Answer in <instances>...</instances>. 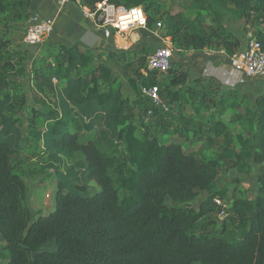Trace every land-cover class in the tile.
Wrapping results in <instances>:
<instances>
[{
	"label": "trees",
	"instance_id": "trees-1",
	"mask_svg": "<svg viewBox=\"0 0 264 264\" xmlns=\"http://www.w3.org/2000/svg\"><path fill=\"white\" fill-rule=\"evenodd\" d=\"M192 1L212 13L216 20H219V15L214 10L229 5L238 10L244 20L254 19L261 27L254 38L264 52V0ZM31 2L0 0V13L5 14L12 7L16 10L13 20L20 21L29 14ZM95 2L84 0L90 7ZM109 2L127 8L143 7L146 3L145 0ZM199 19L200 14L195 20ZM152 24V19H148L149 29ZM199 28L202 30L195 32L194 21L184 13L170 17L165 36L170 38L179 61L165 73L166 77L148 70L147 58L154 53L138 57L135 62L137 68L127 62L124 55L127 52L108 53L107 63L122 71L135 98L124 122H117L123 124L119 140L125 143L127 161L102 150L101 139H85L82 133L92 131L89 125L82 126L69 114L66 119L55 115L57 119L49 135L51 148L70 157L76 154L84 157L88 178L100 186L95 195L84 197L65 193L60 184L54 211L33 221L27 185L14 173L11 163L12 156L21 152L12 149L7 141H0V235L5 241V245L0 247V258L6 264H264V168L258 178L259 195L254 203L239 200L231 210L234 213L231 221L238 224V238L230 240L223 232L205 237L196 234V226L204 218L220 216L222 208L214 200L224 199L225 193L211 195L199 209L167 205L168 200L190 203L199 192L210 191L220 175V163L217 159L187 151L180 144H163L161 138L164 136L178 135L185 139L192 136L196 142L204 140L209 146H215L224 139L223 160L234 159L240 163L253 158L256 165L264 166V93L256 99V111H248L246 115L239 113L231 121L235 123L246 117L256 130L252 140L237 135L241 151L235 149V139L224 121L216 120L207 125L203 133L199 129L198 109H194L195 115L186 113L188 104L192 108L198 105L199 108L214 109L218 104L238 98L236 92H224L221 84L214 80H191L187 64L180 59L182 56L216 45L233 57L242 46L241 40L224 31L220 24L200 25ZM49 46L67 56L65 63L72 65L77 62L80 69L95 66L97 61L89 49ZM14 54L16 58L26 55L22 52ZM3 68L15 70L13 63H7ZM16 72L22 75L24 70ZM111 72L105 63L95 67L81 97L74 93L70 84L66 90L69 89L68 99L73 109L92 103L100 108L107 106L113 93L103 89L100 83H113ZM166 79L169 80L168 85H165ZM1 81L0 94L6 88ZM154 87L159 89L161 99L168 105V112L155 107L142 94L143 89ZM25 101L26 98L23 103ZM128 106L127 101L121 102L113 110L116 117L126 114ZM146 121L148 125H145ZM136 122L144 132L139 131ZM248 148L252 151L248 152ZM225 222L226 219H220L222 225ZM50 244H54L53 250L46 249Z\"/></svg>",
	"mask_w": 264,
	"mask_h": 264
},
{
	"label": "rangeland",
	"instance_id": "rangeland-1",
	"mask_svg": "<svg viewBox=\"0 0 264 264\" xmlns=\"http://www.w3.org/2000/svg\"><path fill=\"white\" fill-rule=\"evenodd\" d=\"M145 2L143 9L146 10L148 19L153 21L152 28L132 31L128 35V39L131 40L129 41L130 46L126 48L118 47L116 49L113 46L112 49L89 48L96 55L97 61L95 66L87 69L77 67V62L72 65L65 63L67 56L60 54L58 49L51 48L49 42L28 48L24 45L25 27L32 17L30 16L31 11L20 21L13 20V13L16 10H13L12 7L8 8L7 13H0V79H2V83L6 84V88L0 94V141H7L12 149L21 152L20 155L12 156L11 163L14 173L20 176L27 185V199L33 221L54 211L56 193L61 187L60 184L63 185L62 190L65 193H74L84 197H91L100 191V186L88 178V166L84 157L78 154L70 157L51 148L52 140L49 135L57 119L55 115L58 118L66 119L69 114L71 119H78L82 126L89 125L92 131L82 133L85 139H101L102 150L115 154L122 161H127L125 143L119 140V132L123 128V124L117 122H124L126 115L130 113V104L135 98L122 71L114 64L107 63L108 53L127 52L124 54L127 62L133 63L137 68L138 64L135 62L138 57L146 53H155L158 49L156 47L170 44V38H166L165 35L167 23L172 15L184 13L194 21L195 32L202 30L199 26L206 25L207 18H214L212 13L203 10L199 3L192 0H145ZM214 12L219 15V22H224L222 29L228 32L232 31L234 34H241L244 42L248 41L246 37L252 29H256V31L260 29V25L254 19L244 21L241 13L232 5L227 8L215 9ZM198 14H200V19L195 20ZM215 24L219 23L215 22ZM246 25H250V29H247ZM241 26L244 28L242 33ZM110 33L115 34L116 32L111 31ZM123 35L127 34L123 33ZM17 52L26 53V55L16 58L14 53ZM13 56L15 58H12ZM149 58L146 61L147 68ZM178 61V56L174 54L173 64H177ZM7 63H13L16 71L23 69L24 73L19 75L15 70H5L3 65ZM61 63L65 65L62 66ZM102 63L111 68L114 79L113 83H100L103 89L112 91L111 102L102 108L94 103L75 109L67 105L66 98L69 89L64 91V86L71 84L74 93L81 97L87 90L92 71ZM71 73L73 74L72 78ZM162 76L166 77V74H162ZM70 78L71 80H69ZM168 83L169 80L166 79L165 85ZM223 91L227 92L224 89ZM256 96L258 93L255 95L254 92L245 95L244 105L243 107L239 106L238 113L246 115L248 111H256ZM25 98L26 101L23 103ZM237 100L241 99L237 98ZM125 101L129 103L127 113L116 117L113 110ZM218 107L217 109L215 107L216 111L223 105ZM247 121L248 118L231 131L235 139L234 147L239 149L238 151L241 149L236 140L237 135L241 134L245 139L252 140L256 131L254 126L249 125ZM136 124L139 125V131L144 132L139 122ZM145 125H148L147 121ZM201 126L204 127V124ZM188 140L192 141L186 144L187 150L189 149L198 156L219 161L220 175L210 191L199 192L192 202L180 204L168 200L167 205L199 209L211 195L225 193L223 199L226 205L225 216H207L197 224L196 234L199 237H205L223 232L230 240L238 238L239 234L236 229L238 224L231 221L234 217L231 210L239 200L254 203L259 195L258 178L264 166L256 165L253 158L245 159L240 163L234 159L223 160L221 155L225 147L224 139L215 146L206 145L204 140L196 142L192 136ZM161 142L167 145L185 143L175 136H167ZM247 151H252V149L248 148ZM77 186L86 187V189L81 191L76 188ZM219 218L226 219L225 225L220 223ZM214 220L218 222L214 223ZM46 249L53 250L54 244L48 245ZM0 264H4L1 258Z\"/></svg>",
	"mask_w": 264,
	"mask_h": 264
},
{
	"label": "crops",
	"instance_id": "crops-1",
	"mask_svg": "<svg viewBox=\"0 0 264 264\" xmlns=\"http://www.w3.org/2000/svg\"><path fill=\"white\" fill-rule=\"evenodd\" d=\"M89 7V5H86L84 3V0L71 1L65 4H63L61 0H32L30 7V16L38 17L40 20L47 21L54 26L53 35L46 41V43L49 42L51 45H63L67 48L79 46L81 47V49H112V46L113 48L115 47L116 49H118V47L126 48L130 46L129 41L131 40L128 39V35L132 31L127 33V35L119 33H110L109 35H106L104 30L98 27L94 23L92 17L87 13ZM219 21L220 20H216L212 17L206 19L208 25H213L216 22L224 26V22L220 23ZM246 28L250 29V25H246ZM243 30L244 28L242 27L241 33L243 32ZM255 32L256 29H252L251 33L248 34L246 39H248L249 41L250 38H254ZM234 35L241 40L242 48L240 51H242L248 41L244 42L241 34ZM124 45L126 46L124 47ZM180 59L182 62L187 64L190 71L191 80L196 78L214 80L221 84L225 91L236 92L238 98L241 99L239 101L231 100L229 102H226L225 104H223V107L217 111V107L219 105L221 106L222 104H218L216 106V109L199 108L198 105H194V108H192L191 105L188 104L186 113L195 115L194 109H198V117L201 122L199 125V129H201L203 133L206 131V126L215 122L216 120H222L224 121V123L228 124L230 132L232 131V129L239 127L240 124L246 121V117L243 120L235 123H231V121L235 115L239 114V106L243 107L244 96L254 92L255 95L256 93H258V96H256L257 99L264 93V79L251 80L246 78L242 73L238 72L232 67V57H229L226 54L225 49L220 46L213 45L200 52H190L182 56ZM72 77L73 74H71V78ZM71 78L69 80H71ZM69 87H71L70 84H66L64 86V91H66V88ZM57 98L58 97H56V100H58ZM66 104L73 107L72 102L68 99V97L66 98ZM214 111L216 112L213 113ZM217 112L219 113L217 114ZM209 119L211 122L208 123ZM201 124H204V127H202ZM167 136L179 137L181 140L185 141L184 144L176 143L182 145L185 150H187L186 144L192 141L188 140L189 138L185 139L178 135ZM167 136L162 137L161 140H163ZM192 139L194 140L193 137ZM236 150L238 151L239 149ZM187 151H189V149ZM4 245L5 241L0 235V247ZM2 260L4 264H6V261L4 259Z\"/></svg>",
	"mask_w": 264,
	"mask_h": 264
},
{
	"label": "built area",
	"instance_id": "built-area-1",
	"mask_svg": "<svg viewBox=\"0 0 264 264\" xmlns=\"http://www.w3.org/2000/svg\"><path fill=\"white\" fill-rule=\"evenodd\" d=\"M80 0H61L63 4ZM93 7H89L88 14L94 23L104 30L106 35L111 31L123 34L138 29H147L148 17L143 7L126 8L111 4L109 0H95ZM54 33V26L32 17L25 27L24 45L40 46L44 44ZM174 49L171 44L156 49L155 53L148 60V69L157 71L160 74L169 72L172 68ZM232 67L251 80L264 79V52L261 44L250 38L245 48L232 57ZM142 94L147 97L155 107H159L165 112L170 109L160 97L159 89H143ZM216 205L222 208L221 216L226 214V205L223 199L216 198ZM221 219V218H220ZM223 221V220H222Z\"/></svg>",
	"mask_w": 264,
	"mask_h": 264
},
{
	"label": "water",
	"instance_id": "water-1",
	"mask_svg": "<svg viewBox=\"0 0 264 264\" xmlns=\"http://www.w3.org/2000/svg\"><path fill=\"white\" fill-rule=\"evenodd\" d=\"M175 66H176V64H173V63H172V67H175Z\"/></svg>",
	"mask_w": 264,
	"mask_h": 264
}]
</instances>
